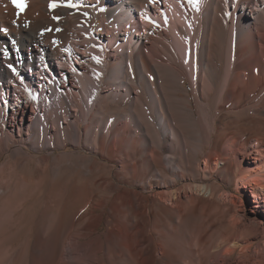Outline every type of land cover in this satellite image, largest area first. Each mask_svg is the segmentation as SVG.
Segmentation results:
<instances>
[{"label": "bare ground", "instance_id": "6f19581e", "mask_svg": "<svg viewBox=\"0 0 264 264\" xmlns=\"http://www.w3.org/2000/svg\"><path fill=\"white\" fill-rule=\"evenodd\" d=\"M73 1L55 0L51 8L52 0H27L21 12L12 0H0V149L28 134L40 142L46 134L48 143L75 137L89 151L75 160L84 180L70 191L73 211L52 232L20 244L0 227V264H264V231L255 248L247 241L258 221L208 217L221 212L209 197L235 180L238 191L249 186L257 200L264 197L247 175L239 176L248 170L255 181L264 176V0L167 1L165 12L161 0H77L92 9ZM95 16L107 36L90 35ZM77 19L88 26L84 38L100 42L96 57L88 56L112 71L111 80L103 82L73 50V34L83 32L73 33ZM62 55L81 89L65 72L48 87L42 82L44 98L57 93L59 101L38 103L47 115L40 130L31 125L38 114L33 95L11 102L5 90L24 80L26 68L42 75ZM79 95L87 97L88 117ZM53 113L58 125L50 121ZM245 159L260 164L246 167ZM4 174L0 201L17 187ZM154 185L175 190L155 192ZM84 211V221H72Z\"/></svg>", "mask_w": 264, "mask_h": 264}, {"label": "rangeland", "instance_id": "374dc122", "mask_svg": "<svg viewBox=\"0 0 264 264\" xmlns=\"http://www.w3.org/2000/svg\"><path fill=\"white\" fill-rule=\"evenodd\" d=\"M167 1H170L172 5L178 4L177 0H161V3L159 4L161 12L166 11ZM73 5L88 9L93 8L91 3H79L77 0L73 1ZM155 10H157V7ZM135 21V26L137 28H141L143 26L142 20L139 19V17H137ZM125 25L122 26V31L120 32L121 35L126 29ZM72 27L73 33L80 30L83 31L81 33L82 38L78 37L77 34H73L72 37V48L73 50L78 51V57L83 59L82 61L85 62L86 67L90 71L93 70L90 64L92 63L94 68L102 74L103 82L108 79L111 80L112 74L110 73H112V71L108 68L101 69L96 65L97 62L88 56L90 54L92 57H96L102 47L100 42L84 38L85 31L88 29V26L86 23H83L81 19H77V22L73 23ZM91 30V36L99 37L100 35L107 36L108 34L104 28L102 18L98 16H95V21ZM134 35L137 37L138 33L134 31L133 36ZM64 56L65 55H62L58 58H54L52 61H48L50 70L43 71L42 75L35 74L32 76V72L26 68L23 81L27 84L24 85L22 83V79L17 78V81L19 82L18 86H11L7 91L5 90L4 96H6L11 102L16 101V96L25 94L33 95V104L36 106V109H38V114L36 115V119H33L31 125L34 127L38 126L40 130H44V120L47 115L44 112H39L38 103L47 105L49 102L57 103L59 101V95L57 93L55 96L45 99L42 95L43 90L41 83L45 82L48 87V85L53 82V79H56V77L60 78L61 74L65 72L66 74L72 75L73 79L77 83V88L81 89V83L76 78L75 71L70 67L69 61ZM98 59L101 58L98 57ZM71 61L73 66L79 68V64L81 62L79 59H76L73 54L71 56ZM120 77V80L122 81L125 79L123 74H121ZM30 79L32 87L29 86ZM95 87L94 90L97 92V87ZM2 98L3 93L0 91V107L3 105ZM86 98L87 97L85 95H82L81 97L79 95V99L82 101L81 111H85V113L87 112L86 116L88 117L89 113L85 108L87 106L85 102ZM58 115H54V113L50 114L49 117L52 124H59L58 119L60 115ZM84 122V120H81V127H83ZM30 135L31 134H28L23 139H17L16 142L12 143L7 149H0V171L5 173L4 176L8 173V175L12 177V180L17 184L16 191L12 193V196L10 195L7 199L3 198L4 200L1 199L0 201V221H2L0 223V227L3 226L2 228L5 233L3 231L2 233L5 234V238L8 239L7 237H10L12 239L13 237V240H15V242L17 241V244H20L28 237H36L42 231L46 232V234L52 232L54 227L57 226L58 221L62 218H66L69 212L73 211L68 200L72 195L71 193L76 191L75 189H77V185L79 189L84 180L79 173V167L75 163L81 160L79 159L80 156L89 153V151H87L82 146V143L78 142L75 137H65L66 143L63 144L60 142L62 139L55 142L52 140L48 143L45 136L46 134L44 135L45 139L40 142H36ZM216 160L217 159H213V165L217 162ZM259 164L260 163L258 161H255L249 165L248 159L243 160V165L246 167L251 166V168L255 169L259 166ZM200 169L201 178H209L206 174L207 171L204 168L203 158L200 162ZM245 175H247L246 180H251L253 185L257 187V191L264 196V176L257 175L256 182L255 179L249 175V170L247 173L239 174L241 177ZM214 178L215 174L213 173L209 181L211 183L214 182ZM22 179H24L25 182H23ZM187 182H190V180L180 181L179 188L184 190L183 186L187 185ZM19 183L21 184L19 185ZM238 184H240V182L235 180L232 184L226 186L222 185L213 197H209V200H215V202L217 201L216 203L221 207V212L219 215L211 213L208 217L214 221H223L226 223L239 222L240 224L244 222L248 223L249 221H258L261 224V227L253 233V238L247 240L248 242L253 243V247L255 248L256 244L261 241V232L264 231V197L257 200L252 196V190L249 186L243 187V190L240 192L236 188ZM71 187L72 189H70ZM177 187L178 186H176V188ZM174 190L175 187L166 189L165 187L155 186V192H173ZM187 190L192 192L191 189ZM2 192L3 190L0 189V193ZM167 203L171 206H176V204H170L169 201H167ZM80 210L82 211L83 209L80 208ZM213 210L214 208L209 206L208 211L213 212ZM85 214L86 213L84 211L82 215L79 214V216L72 221H84ZM247 225H249V223ZM103 226L106 227L105 223H103ZM42 227H45L46 229H42ZM2 228L0 229L2 230ZM6 233H8V235ZM14 237L16 239H14ZM245 242V239H240L241 244H245Z\"/></svg>", "mask_w": 264, "mask_h": 264}, {"label": "snow or ice", "instance_id": "6c2138e0", "mask_svg": "<svg viewBox=\"0 0 264 264\" xmlns=\"http://www.w3.org/2000/svg\"><path fill=\"white\" fill-rule=\"evenodd\" d=\"M192 3L198 5L199 4V0H191ZM13 5L19 10V11H23L24 8L27 6V0H12ZM57 3L55 2V0H52V2L50 3V7L51 8H55L57 7ZM69 6H73V5H69Z\"/></svg>", "mask_w": 264, "mask_h": 264}]
</instances>
